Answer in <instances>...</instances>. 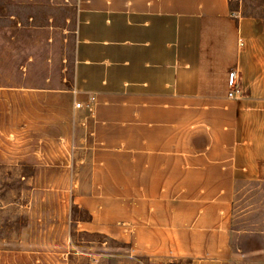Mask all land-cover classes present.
Instances as JSON below:
<instances>
[{
	"label": "crops",
	"instance_id": "1",
	"mask_svg": "<svg viewBox=\"0 0 264 264\" xmlns=\"http://www.w3.org/2000/svg\"><path fill=\"white\" fill-rule=\"evenodd\" d=\"M74 37L73 90L95 97L80 226L151 264L227 262L236 176L264 164V18L229 0H76Z\"/></svg>",
	"mask_w": 264,
	"mask_h": 264
},
{
	"label": "rangeland",
	"instance_id": "2",
	"mask_svg": "<svg viewBox=\"0 0 264 264\" xmlns=\"http://www.w3.org/2000/svg\"><path fill=\"white\" fill-rule=\"evenodd\" d=\"M229 3L264 18V0ZM75 13L76 0H0V264H151L80 226L94 119L75 108ZM229 241L224 264L264 262V164L236 176Z\"/></svg>",
	"mask_w": 264,
	"mask_h": 264
},
{
	"label": "built area",
	"instance_id": "3",
	"mask_svg": "<svg viewBox=\"0 0 264 264\" xmlns=\"http://www.w3.org/2000/svg\"><path fill=\"white\" fill-rule=\"evenodd\" d=\"M227 84H228V88H229L228 97L229 98L237 97V94L240 92V90L237 88L236 71L229 72ZM94 101H95V97L90 96L88 99V102L76 103L75 108H78V109L85 108L87 111L92 112ZM169 264H175V263L171 262Z\"/></svg>",
	"mask_w": 264,
	"mask_h": 264
},
{
	"label": "trees",
	"instance_id": "4",
	"mask_svg": "<svg viewBox=\"0 0 264 264\" xmlns=\"http://www.w3.org/2000/svg\"><path fill=\"white\" fill-rule=\"evenodd\" d=\"M231 8V7H230ZM85 213H87L86 211H84ZM88 217L86 219H82L80 221L85 222V221H90L91 217L89 216V214L87 213Z\"/></svg>",
	"mask_w": 264,
	"mask_h": 264
}]
</instances>
